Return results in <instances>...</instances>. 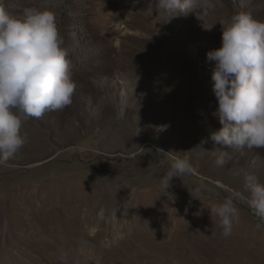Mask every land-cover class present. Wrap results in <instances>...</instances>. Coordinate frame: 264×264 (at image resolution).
Wrapping results in <instances>:
<instances>
[{"label": "rangeland", "instance_id": "374dc122", "mask_svg": "<svg viewBox=\"0 0 264 264\" xmlns=\"http://www.w3.org/2000/svg\"><path fill=\"white\" fill-rule=\"evenodd\" d=\"M215 1L221 4L223 0ZM117 2H123L125 13ZM0 4L17 15L28 7L57 14L76 84L72 99L88 107L87 111L71 103L26 120L22 132L28 135L27 143H41L42 148H21L0 165L4 169L0 171V193L11 195L22 186L51 183L63 198L81 205L83 215L99 203L101 225L91 224L90 238H82L89 252L70 247L73 255L63 250L56 264H264V224L257 228L260 221L253 215L244 187L247 174H255L264 183V148L228 149L230 158H225L223 166L216 164L217 155L211 151L222 146L211 135L222 128L215 114L218 102L214 93L195 99L182 83L184 89L161 87L165 81L160 77L171 76L167 59L175 61L174 54L144 65L155 82L152 86L141 85V74L134 79L109 68L103 69L107 74L97 73L100 60L112 65L108 60L119 52V48H108L105 41L114 37V29L121 30L115 35L119 40L126 34L121 28L125 23L128 32L141 31L128 23L135 7L132 0H0ZM250 5L254 8L246 12L264 21L259 14H264V0H229L230 18ZM165 25L168 32L169 22ZM208 51L202 49V55ZM89 72L95 79H89ZM196 75L204 89L202 77ZM122 94L126 95L125 111L116 103ZM177 157H187L193 171L173 178L165 189L160 179ZM14 158L25 159V164L10 169L20 165ZM198 187L202 188L199 193L195 191ZM232 191L242 194L236 200L240 216L232 235L225 238L219 218L212 219L204 208L223 202ZM108 207H113L109 213ZM127 207L138 210L124 214ZM114 211L116 219L112 218ZM13 220L8 214L2 216V238Z\"/></svg>", "mask_w": 264, "mask_h": 264}, {"label": "clouds", "instance_id": "9594fccd", "mask_svg": "<svg viewBox=\"0 0 264 264\" xmlns=\"http://www.w3.org/2000/svg\"><path fill=\"white\" fill-rule=\"evenodd\" d=\"M152 5L153 0L142 13L155 12V19L166 23L178 12H193L196 8H203L207 15V9L213 6L211 0H155ZM221 25L222 46L206 54L207 62H214L212 91L218 102L215 114L222 125L211 135L222 146L211 151L217 155L218 166L230 158L228 149L264 148V21L240 12ZM75 89L57 14L28 7L17 15L0 4V165L27 143L28 135L22 132L24 122L67 107ZM192 171L187 157H177L160 179V185L167 189L173 178ZM244 187L260 228L264 224V183L255 174H247ZM195 191L199 193L202 188ZM240 198L241 193L232 191L223 202L204 208L212 219L219 218L225 238L232 235L239 222L236 200ZM100 215L103 217V210ZM112 218H117L116 211Z\"/></svg>", "mask_w": 264, "mask_h": 264}, {"label": "bare ground", "instance_id": "6f19581e", "mask_svg": "<svg viewBox=\"0 0 264 264\" xmlns=\"http://www.w3.org/2000/svg\"><path fill=\"white\" fill-rule=\"evenodd\" d=\"M94 1L97 2L98 0ZM132 1L135 7L131 8V15L126 14L129 17L128 23L139 26L141 31L128 32V24L125 23L121 28L125 30L126 34L119 40L115 35L121 30L114 29L112 33L114 37L106 38L105 41L108 42L106 43L108 48H119V52L108 60L112 65L108 66L105 64L106 61L100 60V72L97 73L102 75L106 73L103 72V69L109 68L110 72L127 73L132 75L134 79H137L136 76L141 74L144 76L141 85L152 86L155 82H151L148 69L144 65H150L164 58L167 59L169 54H174L175 61L167 59L171 76L169 78L160 77L165 81L161 87L166 90L170 86L175 87L176 90L184 89L179 84L182 83V86L194 93L195 99H199V96L202 98L206 93L213 96L211 68L214 62H207V57L203 56L202 49L214 50L222 46L223 26L221 22L230 20V14L227 11L229 0H223L221 4L211 0L214 5L207 9V15H204L205 10L203 8H196L193 12H178L170 20L168 32L165 29V21L155 19V12L153 15L151 11L147 14L142 13L151 6V0ZM154 2L155 0H153L152 7H154ZM117 3L120 11L125 13L126 9L121 8L125 7V5H121L123 2ZM252 7L251 5L242 7L238 13L246 12ZM198 17L202 18L199 20ZM177 25L180 26L177 27ZM97 54L100 55L101 53L98 52ZM191 54L194 55L193 58H191ZM187 59H190L191 62L187 63ZM197 72L205 83L204 89L199 86L198 80L195 78ZM88 74L90 80L95 79L92 73L89 72ZM93 89H95V84L91 87V90ZM84 91L85 89H82V92ZM79 93L81 91L77 94ZM125 96L122 94L120 100L116 97L117 106L120 105L123 111L126 107ZM190 98L189 96V100ZM72 104L77 107L81 106L88 111L86 104L80 100L72 99ZM89 120L95 121L92 118ZM213 127L212 124L210 129ZM30 139L32 140V138ZM42 146L41 143H27L22 149H41ZM16 159L19 160L20 165L17 164L15 168L10 169H20L22 164H25V159L14 158V160ZM0 171H4V169L0 168ZM5 193H0V264H56V257H59L63 250L67 249L70 251V255H73V252L68 249L70 247L89 252L87 251L89 244L83 242L82 238H90L88 232H90L91 224L95 222L101 225V221L97 219L100 209L98 202L95 205L92 204L93 206L90 205L89 211L83 215L80 210L81 205H74L75 202H72L73 199L71 200L69 197L63 198L62 193L58 194L51 183L22 186L15 194L8 195L7 192ZM112 208L108 207L106 211L109 213L113 210ZM131 209V207H127L124 214L129 213ZM132 210L137 211L138 209ZM4 214L10 215L12 219L13 217L16 218V221L11 222L10 231L5 235V238H2L1 218Z\"/></svg>", "mask_w": 264, "mask_h": 264}]
</instances>
